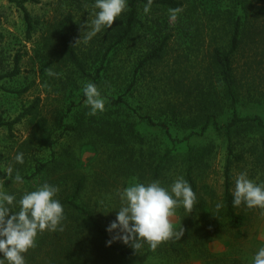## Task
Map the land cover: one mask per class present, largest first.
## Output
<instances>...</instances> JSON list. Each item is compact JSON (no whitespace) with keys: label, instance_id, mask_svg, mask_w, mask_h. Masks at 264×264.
<instances>
[{"label":"rangeland","instance_id":"1","mask_svg":"<svg viewBox=\"0 0 264 264\" xmlns=\"http://www.w3.org/2000/svg\"><path fill=\"white\" fill-rule=\"evenodd\" d=\"M15 1L0 0V75H5L0 78V121L14 119L39 97V116L45 117L52 127L60 116L64 122L83 123L84 126L77 132H65L61 127L53 129L50 146H32L25 154L27 162L24 170L13 162V154L29 136L32 129L30 116L14 125L13 137L5 126H0V190L15 194L19 200L23 192L48 182L58 186L56 198L62 197L71 192L72 178L83 173L87 181V196L95 198L101 194L110 203L120 206L118 192L131 183L140 182L137 176L130 175L149 171V164L167 148H172V155L165 161L161 185L170 187L176 178L185 179L188 152L193 147L195 151H206L202 161L196 162L193 167L199 197L209 201L205 187L214 189L217 196L221 194L222 172L227 157L226 135L223 129L213 127L199 134L198 129L203 122L195 118L197 113H185L187 107L176 109V114L170 111L167 101L174 100V88L167 74L174 67H179L181 71H194V67L205 60L209 35H214L219 44L226 45L229 35L220 29L225 15H241L245 38L234 57L236 73L242 79L237 112L241 117L259 116L264 122L263 2L182 0L183 5L179 9L150 6L148 12L144 10L146 5H139L133 42L118 47L110 56L116 67L112 74L115 81L111 85H97L102 96L123 94L126 101L119 106H111L104 98V111L91 115L85 104L83 87L88 82L94 83L93 78L81 76L76 68H68L62 58L56 56L59 55L56 51L57 31L66 33L80 55L89 56V72L94 76L100 62L94 54L96 51L103 52L109 45L127 8L110 28L89 39L87 33L96 11L94 0L28 1L24 5L36 24L27 36L22 9ZM196 26L205 37L204 43L196 40L199 32ZM164 37H168L169 44V53L164 61L134 72L144 48ZM16 55H19L20 71L10 76L8 73L14 68ZM133 75L136 79L134 89L130 94H124V82L127 83ZM21 89L25 90L18 92ZM176 101L183 102L182 96ZM189 101L193 102L192 97ZM226 115L219 116L220 122L227 119ZM149 119L155 123L162 119L170 134L164 128L150 124ZM258 137L255 132H241L233 137L234 151L243 153L244 158L231 167L232 190L236 177L244 171L254 182H264V161L259 155ZM44 162H51L54 167L39 172L37 165ZM9 166L13 168L11 175L7 173ZM17 171L24 179L22 184L13 178ZM57 171H62L63 178ZM64 171H67L66 175ZM141 182L151 181L145 178ZM99 203L104 207L109 204L105 201ZM195 217L198 218L197 215ZM171 219L176 230L179 214L175 211ZM72 222L79 224L78 220ZM180 244L187 246L182 240ZM159 245L152 249V256H157L152 258L160 264H251L253 254L264 246V208L256 207L239 232L221 227L220 232L204 246H194L187 256L181 251L177 254L170 246V253L166 254L159 250L162 248Z\"/></svg>","mask_w":264,"mask_h":264},{"label":"trees","instance_id":"2","mask_svg":"<svg viewBox=\"0 0 264 264\" xmlns=\"http://www.w3.org/2000/svg\"><path fill=\"white\" fill-rule=\"evenodd\" d=\"M36 2L37 0H16V4L22 9L23 18L26 23V34L29 36L35 28L36 21L33 20L25 7L26 2ZM263 2L264 0H256ZM148 4V0H129L128 7L123 13L121 22L112 34L109 45H106L103 52L96 51L95 58H100L98 67L94 70L95 75L91 76L89 70L91 65L88 64L89 56L80 55L78 50L69 41L64 31L58 30L56 34V51L62 58L68 68H76L81 76H90L96 85L113 84L112 78L116 67L112 63L111 53L118 47L124 46L128 42H133L136 22L138 20L137 7L139 5ZM168 6L172 9H179L183 5L182 0H151L150 6ZM224 23L220 29L225 30L229 38L226 45L218 43V39L214 35H209V43L207 44L204 62H200L194 71L187 72L179 67H174L167 74V78L173 81L174 100L167 101V107L176 114V109L187 107L185 113H197L198 118L203 123L200 125L199 134L204 133L209 127L216 130L224 131L227 138V157L224 165L223 174V190L219 196L215 194L214 189L205 187V194L209 196L208 200L199 197L200 190L196 182L195 171L193 167L196 162H201L205 150H198L192 147L188 152L185 180H187L197 195V204L191 212H187L183 207H177L175 211L179 214V224L176 231L183 229L180 238L175 236L167 241L161 242L160 251L169 254L168 246L171 250L178 254L181 251L184 256L194 249V246H204L213 236L220 232L221 227L239 230L246 224L248 215L255 211L254 208H247L243 204L234 206L232 204V173L231 167L234 163L240 162L244 158L243 153H237L233 147V137L239 136L241 132H255L259 138V155L264 161V122L259 116H239L237 112V104L241 95V77L236 73L234 66V57L241 49L242 40L245 38V31L242 17L225 15ZM198 35L196 40L204 43L205 37L202 31L196 26ZM250 39V38H249ZM169 53L168 37H164L155 44H149L141 52V61L138 68L145 66H157L164 61ZM19 55L14 58V68L8 75H16L19 73ZM70 66V67H69ZM112 72V73H111ZM162 72H165L162 69ZM248 71H245L247 73ZM5 75H0L2 78ZM136 79L134 75L125 83L126 93L130 94L134 89ZM25 89L18 90L21 92ZM182 96L183 102L177 103V98ZM108 100V104L119 106L125 103L123 94L117 96L113 94L103 95ZM192 97L193 102H190ZM39 97L33 103L24 109L22 113L12 120L0 121V126H5L9 135L13 137L14 125L20 123L24 117L30 116V124L32 129L29 136L22 144H20L13 154V162L24 170L27 162L25 154L30 151L32 146H50L51 131L55 128H62L65 132H77L84 126L83 123L73 124L71 121H62V116L57 119L56 125H49L47 119L39 116L38 106ZM180 101V99H179ZM225 109V111H224ZM227 113V119L220 122L219 116ZM38 117V120L36 118ZM150 124H156L160 128H164L169 133L168 126L164 121L158 120L156 123L149 119ZM198 122V121H197ZM197 132V131H196ZM192 134V133H190ZM242 135V134H241ZM119 137H121L119 135ZM17 152L23 153V163L15 161ZM172 148H167L157 160L149 164V171H139L134 175L138 180L148 178L150 181L161 179L164 176L165 161L171 159ZM37 170L43 172L54 167L51 162L38 163ZM37 171V172H38ZM55 173V171H44ZM63 178L62 171H57ZM65 175L67 171H64ZM62 174V175H61ZM72 190L65 196L57 197L64 207V220L62 221L63 230L50 232L45 230L39 234L36 239V246L29 249L26 255L27 264H160L153 261L152 249L145 244L141 249L134 250L129 244H124L119 239L114 240L111 244L107 242L112 239L116 233H109L106 227L116 218V210L120 206H115L107 201L103 195L96 197L87 196V181L85 174L80 173L72 178ZM108 202L104 207L99 203ZM221 207L217 208V204ZM198 216L195 217V216ZM71 220V221H70ZM72 220H78L79 224L75 225ZM180 240L184 244H180ZM160 255V254H158ZM186 255V256H187ZM209 255V254H207ZM160 260H163L160 258ZM161 262V261H160ZM164 264V263H161Z\"/></svg>","mask_w":264,"mask_h":264},{"label":"clouds","instance_id":"3","mask_svg":"<svg viewBox=\"0 0 264 264\" xmlns=\"http://www.w3.org/2000/svg\"><path fill=\"white\" fill-rule=\"evenodd\" d=\"M127 4L128 0H94L96 11L87 38L110 28ZM150 5L151 0H148L145 12ZM83 95L89 114L104 111L105 99L96 84L86 83ZM14 159L22 164L23 153L17 152ZM7 173H13L11 166ZM13 178L17 183H24L19 171ZM58 191V186L44 182L34 190L23 192L17 200L15 194L0 190V264H27L25 253L36 246L39 234L45 230H63L64 207L56 198ZM231 195L234 206L264 208V182H254L246 171L236 177ZM118 197L120 207L115 209L116 218L106 227V231L116 234L107 243L119 239L135 251L145 244L155 250L161 242L174 236L180 238L183 229L177 232L171 219L175 209L183 207L189 213L197 204L195 191L183 177L176 178L170 187L162 186L158 180L134 182L119 191ZM251 264H264V246L253 254Z\"/></svg>","mask_w":264,"mask_h":264}]
</instances>
